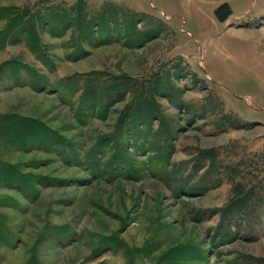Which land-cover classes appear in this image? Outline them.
<instances>
[{
    "label": "rangeland",
    "instance_id": "obj_1",
    "mask_svg": "<svg viewBox=\"0 0 264 264\" xmlns=\"http://www.w3.org/2000/svg\"><path fill=\"white\" fill-rule=\"evenodd\" d=\"M0 264H264V0H0Z\"/></svg>",
    "mask_w": 264,
    "mask_h": 264
}]
</instances>
